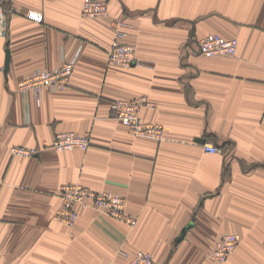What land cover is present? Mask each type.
Wrapping results in <instances>:
<instances>
[{
  "label": "crops",
  "instance_id": "1",
  "mask_svg": "<svg viewBox=\"0 0 264 264\" xmlns=\"http://www.w3.org/2000/svg\"><path fill=\"white\" fill-rule=\"evenodd\" d=\"M83 1L6 0L0 264H124V252L140 250L155 264H212L232 233L241 240L225 264H264V0H104L102 19L84 18ZM118 21L137 50L132 68L108 64ZM213 33L236 37L237 55L202 56L198 43ZM75 57L67 88L44 91L41 105L20 89L34 71ZM142 98L155 107L141 120L163 126L160 141L111 112L115 100ZM63 132L89 135L90 148L43 149ZM15 147L40 152L16 156ZM70 184L122 196L137 224L94 207L79 209L73 228L57 222Z\"/></svg>",
  "mask_w": 264,
  "mask_h": 264
},
{
  "label": "built area",
  "instance_id": "2",
  "mask_svg": "<svg viewBox=\"0 0 264 264\" xmlns=\"http://www.w3.org/2000/svg\"><path fill=\"white\" fill-rule=\"evenodd\" d=\"M109 5L104 0H84L82 15L87 18H102L109 16ZM9 11L6 0H0V37L6 38L9 34ZM28 18L41 22L43 16L40 13L30 12ZM122 23L116 22V28L111 47L108 51V64L120 68H132L139 65L136 47L125 42V34L119 28ZM239 40L236 37L227 38L221 34L213 33L201 39L198 43L199 53L206 58L218 56L235 57L238 52ZM77 57L65 62L60 68L54 70H36L20 83L22 91H33L39 104L43 101V92L49 90L52 93L63 91L67 88L73 75ZM144 106L154 108L155 105L147 99L116 100L111 104L112 114L119 119L130 131L137 136L147 137L154 140H162L164 128L160 124L143 122L140 117ZM90 146V136L74 132L59 133L55 140L43 149L68 151L73 149L87 150ZM204 150L208 153L219 154L222 150L212 144H206ZM40 149H28L16 147L12 153L17 156H34ZM62 208L57 212L54 219L69 228L75 227L79 219V209L94 207L103 210L108 216L128 223L132 226L137 224L135 218L126 211L125 199L111 192H96L81 184L65 185L61 188ZM241 237L238 234L224 235L216 244L212 254V264H225L230 256L236 251ZM126 258L124 264H155L153 254L148 251H137L133 256L123 253Z\"/></svg>",
  "mask_w": 264,
  "mask_h": 264
},
{
  "label": "rangeland",
  "instance_id": "3",
  "mask_svg": "<svg viewBox=\"0 0 264 264\" xmlns=\"http://www.w3.org/2000/svg\"><path fill=\"white\" fill-rule=\"evenodd\" d=\"M109 10H110V9H109ZM109 14H110V11H109ZM82 16H83V15H82ZM83 17H84V16H83ZM106 17H108V16H106ZM106 17H102V18H106ZM84 18H87V17H84ZM102 18H95V19H102ZM8 19H9V18H8ZM88 19H92V18H88ZM41 22H42V21H41ZM118 22L122 23V25L119 26V28L122 29L123 32H124V31H125L124 29H125L126 23H125L124 21H118ZM115 31H116V28H115V30H114V34H115ZM124 34H125V39H126V37H127V32H124ZM72 60H73V59H72ZM66 62H68V61H66ZM64 63H65V62H64ZM76 63H77V62H76ZM75 67H76V66H75ZM74 70H75V69H74ZM33 73H34V72H33ZM73 73H74V72H73ZM23 81H24V80H23ZM23 81H22V82H23ZM19 87H20V84H19ZM47 90H48V89H47ZM45 91H46V90H45ZM48 91H49V90H48ZM24 92H26V91H24ZM27 92H29V93L31 92V93H32L33 91L30 90V91H27ZM34 95H35V94H34ZM35 98H36V97H35ZM118 100H120V99H118ZM115 101H116V100H115ZM36 102H37V100H36ZM113 102H114V101H113ZM113 102H112V103H113ZM112 103H111V104H112ZM37 104H38V105H41V104H39L38 102H37ZM90 145H91V141H90ZM15 148H16V147H15ZM89 148H90V146H89ZM89 148H88V149H89ZM13 149H14V148H13ZM81 150H82V149H81ZM12 154H13V153H12ZM13 155H14V154H13ZM16 156H17V155H16Z\"/></svg>",
  "mask_w": 264,
  "mask_h": 264
},
{
  "label": "water",
  "instance_id": "4",
  "mask_svg": "<svg viewBox=\"0 0 264 264\" xmlns=\"http://www.w3.org/2000/svg\"><path fill=\"white\" fill-rule=\"evenodd\" d=\"M10 58H11V55H10V51H9V49H8V50H7V59H6V69H7V70H8V68H9ZM189 227H190V226L186 227V228L183 230L181 236L178 237L177 241H181V240L183 239V237H184V235L186 234V231L188 230Z\"/></svg>",
  "mask_w": 264,
  "mask_h": 264
}]
</instances>
